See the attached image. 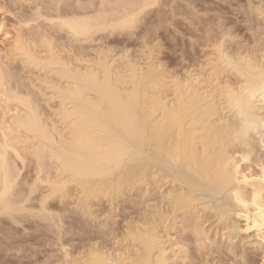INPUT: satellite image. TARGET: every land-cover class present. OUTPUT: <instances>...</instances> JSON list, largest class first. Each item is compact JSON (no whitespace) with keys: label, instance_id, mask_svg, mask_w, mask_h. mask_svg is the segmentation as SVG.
<instances>
[{"label":"bare ground","instance_id":"bare-ground-1","mask_svg":"<svg viewBox=\"0 0 264 264\" xmlns=\"http://www.w3.org/2000/svg\"><path fill=\"white\" fill-rule=\"evenodd\" d=\"M53 1L54 6L51 11L50 6L49 13L37 14L41 11L38 5L36 8L39 11L33 13L35 16L31 14L33 18L28 17L34 23L44 15L51 27L47 24H43V27L38 20L35 23L41 25L33 27L34 23L29 26L27 18L25 22L22 21L27 17L23 15L25 17L22 16L20 21L25 24L29 22L26 25L28 31L23 29L24 23L20 25L19 22L20 26L13 24L19 28L6 41L8 49L6 53L2 52L5 56L0 52V111L3 110V118H0V217L11 221L10 231L15 228H11L13 225L24 227V220L33 217L35 223L42 219L60 231V223L65 221L61 215L65 212L59 215L58 210L52 208L55 213L58 212V216L54 217L50 214V203L58 201L57 205L62 204L63 207L65 202L71 201L85 218L81 216L83 220L79 221L85 222L80 223L83 225L80 229L77 226L78 232L81 231L80 237H77L78 232L75 233L80 238L79 242L77 240L79 251L75 249L78 253L73 256L75 253L69 249L71 243H67L69 251L63 243V255L59 257L60 248L57 249L55 253H59V259L56 255L53 264H168L179 259L186 264L193 258L190 256L188 259L191 250L186 247L188 241L195 242L197 246L196 258L208 249L204 244L212 236L207 238L209 235L203 225L213 220L209 214L215 213L213 218L217 217L216 220L223 222V228L229 235L221 236L229 242V231H236L234 228L237 225L232 217L237 214L245 219V230L255 232L263 252L260 263L248 252L242 253L241 264H264V47L260 50L261 46H258L259 51H255L248 49V46L242 48L240 44V48L232 51L226 49L229 46H225L223 40L211 45L212 50L205 63L200 61L197 67L190 65V69L182 66L184 71L177 73L167 70L162 62L163 65L153 61L154 54H149L150 49L154 51L152 44L150 48L147 47L146 62L143 59L144 62L133 63L127 58L118 66L105 50L99 51L95 60L85 61L83 58L87 55L81 56L83 43L92 44L97 34L106 31L112 34L118 31L117 35L126 32L133 36L132 31L142 24L137 23L142 21L139 16L164 1L87 0L90 3L86 1V5H82L75 0L76 5L70 7L73 3L70 4V0L69 4H64L68 8L63 5L64 0ZM171 5L162 7L171 10ZM162 7H156V10L163 12L165 9ZM174 9L171 15L179 13L178 6ZM256 9L257 15L264 19L263 8ZM168 12L163 14L167 15ZM154 24L158 25L157 22ZM153 28L157 31V27ZM148 29H143V32L150 33ZM64 33L70 38L65 40ZM144 33H140L143 36L139 37L145 35L147 42V35L150 34ZM5 36L7 38V32ZM85 49L88 50L89 45ZM125 55H121V58L123 56L126 60ZM37 71L43 75H38ZM33 75L37 77L34 80ZM39 96L43 97L44 105L37 102ZM43 106H48L49 111ZM257 136L259 144L256 145ZM140 188L145 189V193L148 191L147 196L153 189L154 192L155 189H164L159 192L166 206L159 207L163 204L161 202L154 205L153 199H149L152 203L148 205V200L143 202L141 199L149 213L146 211L147 215L141 216L142 219H130L123 227L122 236L119 235L122 241L117 242V246H111L105 231L110 219L116 216L117 201L128 198L127 192ZM208 195H211L210 199L224 195V199H215L213 203ZM71 203L66 205L72 206L69 205ZM99 203H107L109 210L99 213L100 210L96 209ZM206 211L212 213L206 217ZM181 214L186 220L182 228L191 235L187 236L184 244L183 239L180 241L182 243H175L172 238V232L180 230L177 226L175 230L172 221ZM203 215L209 220L203 219ZM59 216L62 220H56ZM90 219L91 222L98 221L99 226L97 223L96 226L105 228V231L94 226L92 228L96 229L89 231L91 228L88 229L87 223L90 222L87 220ZM227 221L235 225L232 227ZM50 223H47L48 227ZM5 224L2 222L0 226ZM7 227H3V236L8 231ZM108 227L111 229V226ZM69 229L70 232L77 231V228ZM0 230L3 231L2 228ZM19 230L18 233L23 228ZM63 231L60 233H65ZM233 231L232 234H235ZM54 232H51L55 236L52 239L59 240L57 237L61 238L58 235L62 234ZM52 235L49 233L50 240ZM204 235L208 236L203 243ZM183 236L180 234V237ZM69 239V242L73 240ZM58 244L56 246L60 247ZM174 247L180 248L176 250L180 254L173 250ZM214 249L212 251L216 253L218 249ZM219 251L224 252L223 249ZM52 258L48 262L43 260L50 264ZM38 261L35 263L40 264ZM195 261L199 262L197 259Z\"/></svg>","mask_w":264,"mask_h":264},{"label":"rangeland","instance_id":"rangeland-1","mask_svg":"<svg viewBox=\"0 0 264 264\" xmlns=\"http://www.w3.org/2000/svg\"><path fill=\"white\" fill-rule=\"evenodd\" d=\"M51 1L53 3H55L53 0H50V1L49 0H33L32 1L33 3L30 0L28 2H27V0L26 1L25 0H23V1H21V0L20 1L19 0H0V27L2 28V31L0 32V52H1V55L5 56L4 53H6V51L8 49V42H6V41L13 37L12 34L15 35V33H16L15 30L17 29V27L19 28V26L22 25L25 22L26 18L29 20L28 17H32V16L34 17L35 16L34 12H38L39 10H41L37 14H39V13L43 14L44 13V15H45L46 12H48L49 10L51 11V9L53 8L52 5L54 6V4H52ZM64 1H66V2H64L63 5L65 3L70 2V0H64ZM76 1H77V4H82V5L83 4L86 5L87 2H88V4L90 3V1H87V0H76ZM76 1L75 0H71L70 4L72 2L74 3ZM79 1H81V2H79ZM161 1L162 0H160V2ZM163 1L165 2L166 0H163ZM183 1L180 2L179 0H176V1L173 0V3H172V1L170 0V2H171L170 3L169 0H167V2H165L166 4H164V2L163 3L161 2L162 5L159 3V5H157V6L155 5L154 9L150 8L149 11H147L148 9L145 10L144 12H147V13L143 12L142 13L143 15L139 16L141 18L140 19L138 18L139 20H142L141 22H137L138 24L142 23L141 25L140 24L138 25L139 28L137 29L136 28L137 26L134 25L135 27L134 26L133 27L137 29L135 31V30H133L134 28L132 27L133 36L135 34L134 37L129 35V33H127L128 34V36H127V34H125L126 32H124V33L123 32L122 33L119 32V34L117 35L118 31L116 32V34H115V32H113L115 35L112 34V33H108L107 31H106V33H104V32L100 33L101 35L97 34L95 36V41L93 42L94 44L93 43L92 44H89V43H86V44L83 43L82 44V46H83L82 47V51H84V52L82 53V51H81V56L82 55H83L82 57H84L85 55L88 56V57L85 56V58H83V60H85V61L95 60L97 58V53H99V51L101 52V50L102 51L105 50L107 52V54L109 55L110 59L113 60L115 62V64L118 65V66L122 65V64H120V62L122 63L124 61H127V58L129 59V62H130V60L132 62L134 61L133 63H136V61H139V63H140V60H141V62L142 61L144 62V60L146 62L147 53H148L149 48H150L149 46L152 44L151 48H153L154 51H152V49H150L151 51L149 52V54L151 52H152L151 53L152 56L154 54V57H152L153 61L156 60V63H159V62L161 63L162 62L165 65L164 67L167 68V70H169V71L171 70V71H174V73L175 72L177 73L179 71L180 72L184 71V70H182L183 69L182 66L183 67L186 66L184 68H189L190 69V68H192V66L190 67V65H193V66L197 67V65H199L200 61L202 63H205L206 59H207L206 57L209 55L210 51L212 50V48H211L212 46L211 45H214V44H216L218 42L221 43V42H223V40H224L223 43L226 42L225 46H229V47H226L227 50L231 49L232 51H234L235 49L237 50L236 47L240 48L241 46H242V48H244V46H246V47L248 46L247 47L248 49L249 48H250V50L256 49L255 51H259L257 49L258 46H261V47H259L260 50L263 49V47H264V19H262L263 17L261 18V16L257 15L258 13H256L257 12L256 8L260 7L261 9L263 8V10H264V0H186V3H185V1L184 2ZM46 2H48L49 5ZM91 2H96V0H92ZM168 2L170 4H167ZM188 2H190L191 4L188 3ZM35 3H36V5H35ZM73 3L71 4L72 6H70V5L69 6L73 7V5L74 6L76 5V3H74V4ZM175 3L177 5H174ZM185 4H186V6H185ZM188 4H190V6H188ZM38 5L40 6L38 8H41L39 10H37V8H36V6H38ZM165 5H167V6L171 5V7L173 6V8H172L173 10H175L174 8H177V6H178V10H180V11H178L176 9L177 12H179V13L176 12L177 14H175V13L173 14L172 13L173 15H171L172 9L171 10L168 9V7H169L168 6V7H166L167 8V10H166L165 8L162 7V6L165 7ZM50 6H51V8H50ZM64 6H66L65 8H68L67 5H64ZM174 6H176V7H174ZM182 6H184V7H182ZM191 6H192V8H191ZM156 7H159V8L162 7L165 10L163 12L162 11L160 12V10H156L157 9ZM162 8H161V10H162ZM180 8H182V10ZM32 9H34V10H32ZM186 9H188V10L186 11ZM35 10H37V11H35ZM42 10H44V11L42 12ZM169 10H170V12H168ZM156 11H157V13L159 12V15L157 13H155ZM189 11L190 12L192 11V12L190 13ZM148 12H151V13L149 14ZM164 12H166V13L168 12V14H170V15L163 14ZM160 13H162V14H160ZM192 13H194V15L190 16V14H192ZM16 14H17L18 18L16 16ZM28 14L30 16H28ZM31 14H32V16H31ZM154 14H155V17L157 19L154 17ZM23 15H25L27 17H25ZM44 15L42 16V18L39 17V19L37 17H35V18H37L38 22L42 23V25L43 24H47L49 26L50 23L47 20H45L46 17L44 18ZM160 15H162V16L166 15V17H168V18L160 17ZM143 16H144V20L142 19ZM21 17L22 18L25 17V19H22ZM170 17H171V19H170ZM18 19H19V21H17ZM21 19H22V21L24 20L23 23H22V21H20ZM145 19L149 20V21L146 22ZM164 19H166L168 21H166ZM37 20L35 22H37ZM29 21H30V24L28 22L29 26L31 24L33 25L35 23V22L31 23V21H32L31 18H30ZM159 21H163L162 22L163 24L162 23H158ZM154 22H157L158 25L154 24ZM40 23H35L33 27H35L36 25H41ZM13 24L15 26L19 25V24L20 25L15 28V26ZM28 24H25V27H24V25H22L23 29H27L26 31H28V28H27ZM144 24H147V25L151 24V26L149 25L150 28L148 29L149 26H146ZM152 24H154V25H152ZM47 25H46V27H47ZM159 25H161V26H159ZM142 26H143V29H148L151 32L148 33V31L146 32V30H144L146 32V33H144L143 29H141ZM43 27H45V26L43 25ZM50 27H51V25H50ZM50 27H48V28H50ZM153 27H157L158 28V29L156 28L157 31H154L155 28H153ZM6 32L8 33V36H9V37L7 36V38H5L6 37L5 36ZM155 32H157V33H155ZM140 33H142V34L143 33L144 34H147V33L150 34V35H147L150 39L148 38V41L145 42L146 40H144V39H147V38H144L145 35H144V37H142L143 35L140 34ZM140 35H142L141 36L142 38L139 37ZM224 35H226L227 37H225ZM63 36H65L64 37L65 40L70 38V36L68 35L69 36L68 37L65 33L63 34ZM99 36H101V37H99ZM152 36H154V37H152ZM229 36H231V37H229ZM151 38H153V39H151ZM235 38H236V40H235ZM126 39H128L129 41L126 40ZM69 40H67V41H69ZM151 40H153V41H151ZM206 40H208L209 42L208 41L206 42ZM150 41H151V43H149ZM155 41L158 44H156ZM144 42H145V44H144ZM84 44H85V46H84ZM240 44H241V46H240ZM88 45H89V49L91 47L90 51L91 52L94 51V52L89 53L90 52L89 49L88 50L85 49V48L88 47ZM208 45H210V47H208ZM158 46H160V47H158ZM107 47H109V49ZM147 47H149L148 50H147ZM252 47H254V48L251 49ZM155 48L156 49L158 48V49L156 50ZM111 49H112V51H111ZM85 50L87 52L88 51L89 52L87 53ZM95 51H97V52L95 53ZM2 52H4V53H2ZM106 52H102V53H106ZM144 53H146V54H144ZM124 54H126L125 55L126 56V60H125V58H123V56H122L123 59L121 58V55H124ZM90 57H92V58H90ZM195 59L197 61H195ZM117 61H118L119 64L116 63ZM193 62H194V64H193ZM16 67H17V65H16ZM18 68L19 67H17V69ZM15 72H17V71H15ZM38 73L39 72L37 71V74ZM40 73L38 75H40ZM42 75H43V73H41L40 76H42ZM33 76H34V78H33ZM33 76H32L33 80L37 78L35 75H33ZM38 98H39V101H37V102L38 103L40 102L41 105L42 104L44 105L43 99H41L43 97L41 96V98H40V96H39V97H37V99ZM52 103H54V102H52ZM43 107L46 109L48 106L47 107L43 106ZM46 110L49 111V108H47ZM0 114H1L0 118H3V117H1L3 115V110L0 111ZM255 139H256V137H255ZM258 139H259V137L257 138V140ZM257 140H256V145L259 144V140L258 141ZM257 149L260 152V148L258 147ZM163 190H159V191L163 192ZM159 191H156V189H155V192H154V189H153V191L150 192L149 195H152L151 197H153V198H151V197L148 198V196H149V195L147 196L148 191H147V193H145L146 191L143 188L127 192L126 196L129 198V200H128V198L123 197V198L118 199V201H117L118 208H117V211L114 212V215H116V216L114 218H111L110 219L111 223L109 222V224H108V226H111V229H110V227L107 226L108 229H106V231H105L104 230L105 228L103 229L102 227H98L99 226L98 221L91 222L92 220L90 219L89 221L87 220V222H90V223H87L88 226H89L88 229L91 228V230H89V231H92L93 229H96V228H92L93 226L94 227H98V230L102 229L103 231H105V233H107L108 237L106 239L107 240L109 239L108 241L111 244V246L112 245H116L117 246V242H121L122 241V237H121L122 234L121 233L123 232V230H124L123 227H125L127 222H130V219H132V218H137L138 217V219L139 218L142 219L141 216H145V215H147L149 213L148 209L146 210V208L142 205L143 202H145L143 200H148L149 201L148 205H151V203H152V202H150L149 199H151V200L153 199V204L154 205L155 204L159 205L158 202H161L160 204L163 203V201L161 199V198H163L161 196L162 193L159 192ZM151 193H154V194H151ZM140 194H142V196L144 195V197L142 198ZM137 196L138 197L140 196V198H137ZM208 196H209V199H210L211 195H208ZM219 196L220 195H216L214 197H216L215 199H219L218 201H221L222 199H224V195H222V197L221 196L219 197ZM141 199H142L143 202H141ZM215 199H210V200H212L213 203H214ZM124 200H128V201H124ZM58 203H59L58 201H53V203L51 202L50 203L51 204V209L55 208L56 211L58 210L59 213L58 212L57 213L59 215L61 213L65 212L66 215L65 214L61 215V217L64 216V218L62 217V219H65V221L63 220L64 222H61V223H64V225L60 223V226L61 225L63 226V227L62 226L60 227V229L62 228V230H60V231L65 230V233H67V234L60 233V231H57L58 229H56V228L53 229L54 225L51 226L50 222H45L44 220L39 219L40 221L38 223L37 222L38 221L37 220L38 217L36 219L37 223H35V221H33V220H35L34 217L31 218V220H29L30 218H27L28 220L25 219L24 222L22 221L23 223H25L24 227L21 226L22 222L20 224V226L23 228V230H22L21 227H18L19 224L17 226L16 225L14 226L13 225L14 223H13L12 224L13 226H11V228L15 227L17 230L15 228H13L10 231L11 221L9 222L7 219H5L9 223L8 224L4 220V218L0 217L2 219V220L0 219L1 220L0 223L2 224V222H3V224H5V222H6L5 225L8 226L6 228L8 231L5 229V231H7V232H5V235H4L6 237V233H7V235H8V238L6 237L7 240H5L6 238L3 236L4 233H2V232H4V228L3 227H5V225H2V227L0 226L3 229V231L0 230V232H1L0 236L2 235V237H0V240H1V242H0V264H19V263L20 264H36L35 262L37 260H39L37 263H40V264L43 263L44 264V262H46L44 260H47V262H48V259H51L52 257L53 258H52V260H49L50 261L49 263L53 264V262H56V261H54V259L56 258L55 257L56 255H57V259H59L58 258V254L59 253H60L59 257H61L63 255V253H61L62 252V244L63 243L65 244V248L66 249L68 248L67 243L68 244L71 243L72 246L69 245L70 246L69 249H70V251L72 250L75 253L74 254L72 252V255L74 254L73 256L77 255L76 253H78V252H76L77 250H75V249L79 248L78 247V245H79L78 242H79V239H80V238L78 239L77 237H80V232H81V231L78 232V230L83 226L82 224H84V222H85V221L80 222L79 220H83L84 217L82 216L81 213H79V211H77V209L75 208V205L74 204H73L74 206L72 205L71 201H69V202L67 201V203H71L69 205H72L73 207L66 205L67 204L66 202H65V204L63 203L64 204L63 207H62V204L57 205ZM54 204H55V206H54ZM163 205H164V208H165V206H166L165 202L162 205H159V207L160 206L162 207ZM57 206H59V207H57ZM73 208L75 209L74 211H73ZM59 209H61V210L64 209L65 211L61 212ZM96 209L98 211L100 210L99 213H101V212L109 210V207H108L107 203H101V204L99 203V206L96 207ZM96 209H94V210L96 211ZM53 210L54 209H52L50 211L51 213L50 212L49 213L51 215H54V217H56L55 215L58 216V214L55 213L56 211H53ZM146 211H148L147 214H145ZM209 213H212V212L206 211V213H205L206 215L205 216L207 217ZM209 215L211 216L210 218L213 219V220H211V222L208 221L209 217L207 219L203 215V219L205 218L208 221V223H207L206 221L203 220L204 222L207 223V224L204 223L205 225H203L204 228H205L204 230H207L205 232H206V234L209 235V237H207L208 235L207 236L204 235L205 239L203 237V243L207 241L206 237L210 238L212 236L211 237L212 239L208 240L204 244L206 246V248H208V249H206V250L204 249L205 251L201 252L203 254V260L205 259L206 256H208V254L210 255V256L207 257L208 259H205V261H204V262H206V261H208V262H206V263L203 262L202 263L203 260H202V255L200 256L201 253L199 254V258H196V254L198 253L196 251L197 246H196L195 242L188 241L186 243V247L189 250L191 249L190 251L187 249L189 251L188 259L190 258V256H193V258L191 257V259H189V261H187L188 260L187 259L186 260L187 262H185L186 264H195V262H196L195 259L199 260V262H201V264H213V263H216V264H220V263L221 264H241V262H242V259H241L242 253L243 254L244 253L245 254L249 253L248 255H251L252 257L254 256L255 259H257V261L259 263L261 262V259L263 257V254H262L263 252L261 251L262 250L261 247H259V245H260V244H258L259 240L256 238L255 232H253L252 230L251 231H246L245 230L246 222H245V219L243 217L242 218L238 217L237 214L233 215V217H232L233 219L230 217L229 220L231 221V219H232V221H234L237 224L235 226L236 229L234 228V230H236V231L232 230L233 225H235L234 222L232 224L231 223L232 221L231 222H228L229 220L227 221V224H229V225L232 224V227L230 228V230L235 232V234L237 235V237H236V235L234 233L232 234V231H229V232H231L230 233L231 237L229 239L230 240V242H229L227 240H224L223 236H221L222 234L225 235L226 233H227L226 235H229L228 231L226 232V230L223 228V225H222L223 222H220L219 220H216L217 217L213 218V216H215V213L213 215L212 214H209ZM61 217L59 216V218H57V219L55 218V219L59 220V219H61ZM127 217H129V218H127ZM183 217H185L183 214H181L179 216H176V218L173 219V221H172L176 225L171 223V224H173L174 228H175V226H177L176 227L177 229L180 228V230H176V228H175V230H176L175 232H177L179 234H174L175 233L174 231L172 232V234H173L172 236H174L172 238H173V241L175 243L177 241L179 243L183 242V244H184L185 239H187L189 236H191L189 232H186V231L183 230L184 225L186 224V220ZM84 220H85V218H84ZM214 220H216V221H214ZM217 221H219L220 224ZM27 222L28 223L30 222V223L28 224ZM183 222H185V223H183ZM33 223L38 224V226L33 224ZM47 223H48V225L50 223L49 227H48ZM80 223H82V224H80ZM96 223L98 224V226H96L97 225ZM52 224H54V223L52 222ZM180 224L181 225L184 224V225L181 226ZM90 225H92V226L90 227ZM25 226H26V228H25ZM77 226H79V229H78ZM47 227H48V229H47ZM19 228H20V230H22L23 233L19 230ZM45 228H46L47 231L45 230ZM49 228H51L50 231H49ZM69 228L74 229V230L77 228L76 229L77 231L73 232V230H72L70 232V231H68V230H70ZM18 230L20 231L19 233H18ZM54 230H55V232L56 231L58 232V233L56 232L57 234H59V233L62 234V235H58V236H62L61 238L56 236L57 238H59V240L61 239L60 241L52 239V238H55V236L53 237V235L51 234V232L53 233ZM9 231L11 232V233H9L10 235L8 234ZM208 231H209V233H208ZM47 232H49L50 235H52L51 236V240L49 239L50 236H49V233H47ZM77 232L79 233L78 236L76 235ZM220 232H222V233H220ZM46 234H48V236ZM73 234H74V236H72ZM120 234H121V236H119ZM180 234L184 235V236L180 237ZM232 235H234L233 238L235 237L234 241H233ZM9 236H10V238H9ZM69 238H73V240L71 239L72 242L71 241L69 242V240H70ZM174 239H178L179 241L178 240H174ZM182 239L184 241L180 242ZM225 239H227V238H225ZM53 240L56 241L57 244L59 243L58 246H60V247H57L56 246L57 245L56 242H54ZM77 240H78V242H77ZM107 240H106V242H107ZM210 242H211L212 245L210 244ZM51 243L53 245H51ZM109 243H108V245H110ZM207 244H208V246H207ZM227 244H229L228 245L229 248L227 247ZM230 244H231L232 248L230 247ZM209 245H211V246H209ZM212 246H213V248H212ZM223 246L224 247L226 246V247L225 248H221ZM175 247H174L173 250L176 251L180 246L177 247V248H175ZM215 247L217 249L220 247L218 250H222L223 249L224 252H222V251L220 252L219 251L220 253H218V250L216 249L217 252L213 253L214 251H212V250ZM57 249H59L60 252L56 254L55 251ZM69 249H67V250L69 251ZM209 250L211 252H209ZM240 250H242V251L246 250V251H244V252L241 251L240 252ZM78 251H79V249H78ZM202 251H203V249H202ZM207 251L209 253H207ZM172 252H170V253L172 254ZM31 253H32L33 256L31 255ZM176 253L180 254V251H176ZM190 253L191 254L193 253V254L190 255ZM172 259H175V258L172 257ZM217 259H218V262H217ZM175 260H178V259H175ZM190 260H192V263H190L191 262ZM209 260L211 262H209ZM31 261H32V263H31ZM180 261L181 260L179 259V261H176L175 263H169L168 262V264H182L181 263L182 261L181 262ZM193 261H195V262L193 263ZM212 261H214V262H212ZM170 262H173V260H171ZM199 262L197 261L196 264H200Z\"/></svg>","mask_w":264,"mask_h":264}]
</instances>
